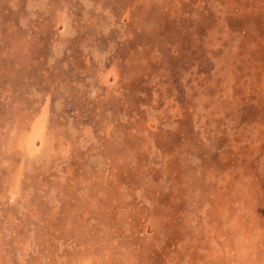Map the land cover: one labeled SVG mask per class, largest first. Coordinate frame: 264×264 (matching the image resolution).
Masks as SVG:
<instances>
[{
    "label": "rangeland",
    "instance_id": "rangeland-1",
    "mask_svg": "<svg viewBox=\"0 0 264 264\" xmlns=\"http://www.w3.org/2000/svg\"><path fill=\"white\" fill-rule=\"evenodd\" d=\"M0 264H264V0H0Z\"/></svg>",
    "mask_w": 264,
    "mask_h": 264
}]
</instances>
